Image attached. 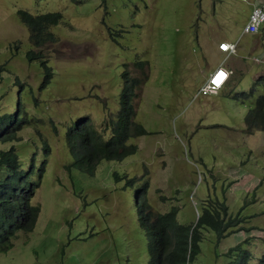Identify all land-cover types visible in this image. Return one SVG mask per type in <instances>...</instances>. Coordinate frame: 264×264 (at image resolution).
<instances>
[{"label":"rangeland","instance_id":"rangeland-1","mask_svg":"<svg viewBox=\"0 0 264 264\" xmlns=\"http://www.w3.org/2000/svg\"><path fill=\"white\" fill-rule=\"evenodd\" d=\"M261 1L0 0V114L17 106L25 119L15 138L0 135V149L13 146L20 168L31 165L29 180L38 182L33 228L16 232L0 264H147L133 198L144 180L152 209L174 205L178 222H193L205 197L244 217L240 229L220 238L201 228L193 264H232L240 250L228 249L237 243L250 252L247 264H257L264 251V129L247 131L244 122L263 87L241 91L264 71V24L254 34L241 29ZM18 8L61 14L50 26L56 40L42 48L51 70L42 87L39 60L25 57L33 47ZM210 29L230 41L239 37L225 61L237 59L241 71L217 93L196 96L206 68L223 57L205 52ZM138 59L141 68L133 65ZM124 68L145 75L133 105L146 132L127 139L136 145L132 153L99 159L85 173L70 165L65 131L86 116L109 135ZM6 174L1 166L0 179Z\"/></svg>","mask_w":264,"mask_h":264},{"label":"trees","instance_id":"trees-1","mask_svg":"<svg viewBox=\"0 0 264 264\" xmlns=\"http://www.w3.org/2000/svg\"><path fill=\"white\" fill-rule=\"evenodd\" d=\"M15 14L26 27L28 41L33 47L25 51L26 59L29 61L38 59L43 68V77L39 84V87H42L51 76L42 48L56 40L50 26L59 21L61 14L58 11L30 13L22 8L15 10ZM133 64L141 68L144 61L138 59ZM120 76L118 107L114 119L109 120V135L104 138L100 131L89 124L86 116L76 120L65 131V142L71 157L70 165L85 173H92L99 159H121L132 153L136 146L128 143L127 139L146 132L141 123L134 120L133 105L135 89L144 77L130 76L126 68L122 70ZM253 84L249 90L241 91L248 96L252 95L253 87L257 84L263 87V92L256 97L254 106L250 107L245 115L244 125L247 131L254 128L264 129V75L258 74ZM24 122L25 119L19 116L17 107L14 112L0 114V135L4 134L3 138L15 136V130ZM42 148L47 151L49 146L44 143ZM2 165L7 168L8 174L0 180V251L9 247L10 239L18 230L30 231L38 214V206L31 201L38 182L29 181L28 171L18 169L11 148L0 151V166ZM42 171L43 163L38 168L37 178L42 175ZM115 177L117 178L116 175ZM146 186L145 182L134 191V201L137 221L144 231L147 264H193L199 252L201 228L208 227L220 232L221 235L226 227L234 226L240 221L237 215L227 214L223 202H217L211 209L203 206L190 228L191 223L177 222L175 207H170L164 212L153 211L145 198ZM237 247V245L230 247L228 253H232ZM248 258L249 252L241 250L236 253L232 264H247ZM258 262L264 264V253L258 258Z\"/></svg>","mask_w":264,"mask_h":264},{"label":"clouds","instance_id":"clouds-1","mask_svg":"<svg viewBox=\"0 0 264 264\" xmlns=\"http://www.w3.org/2000/svg\"><path fill=\"white\" fill-rule=\"evenodd\" d=\"M256 6H261L262 7V9H263V11H264V0H262L261 1V4H254L252 7H251V9H250V12H251V10L254 8V7H256ZM250 12L248 13V16H247V18H246V21L244 22V24H243V26H242V29H241V33H249V34H254V33H256V32H258L259 31V29L261 28V26L264 24V20L263 21H261V22H259L258 23V25H257V28L254 30V31H251V32H246V31H244L243 30V27H244V25H245V23L247 22V20H248V17H249V14H250ZM238 39H239V37H237L236 38V40L235 41H229V40H221V41H219L218 43H217V47H218V49L220 50V51H223V54H224V58H226V57H229V56H231V55H233V54H235L236 53V46H237V41H238ZM222 41H225V42H227V43H230V44H232L233 46H234V50L232 51V52H227L226 50H222L221 49V47L219 46V43L220 42H222ZM136 61V60H135ZM143 61V60H142ZM134 63V62H133ZM145 63V62H144ZM221 66H222V64L221 63H219ZM219 64H216L214 67H216L217 65H219ZM126 65V64H125ZM134 65V64H133ZM135 66V65H134ZM136 67V66H135ZM213 67V68H214ZM223 67V66H222ZM212 68V69H213ZM212 69L208 72V74L206 75V77L200 82V84H199V86L197 87V89H196V92H195V95L197 96V95H208V94H215V93H217V91L219 90V88L221 87V85L227 80V78L225 79V81L223 82V83H221V84H219L216 88H215V90L214 91H212V92H208V93H201L200 92V87L202 86V84L207 80V78H208V75H209V73L212 71ZM227 71H228V73H227V77H228V75L231 73V71H229L228 69H226ZM128 71V70H127ZM122 72V71H121ZM120 72V73H121ZM128 74H129V72H128ZM259 74V73H258ZM262 74L264 75V71L262 72ZM130 75V74H129ZM130 76H135V75H130ZM257 76V75H256ZM255 76V77H256ZM138 77V76H137ZM141 77V76H140ZM142 77H145V75L144 76H142ZM254 77V78H255ZM144 79V78H143ZM143 81V80H142ZM254 82V81H253ZM141 83V82H140ZM139 83V84H140ZM139 84L137 85V88L135 89V91H136V94H137V89H138V86H139ZM120 87H121V85H120ZM119 91H120V89H119ZM119 94V93H118ZM137 96V95H136ZM17 105V104H16ZM17 107V106H16ZM16 110V109H15ZM12 112H14V111H12ZM142 125V124H141ZM15 136H16V133H15ZM15 136H13V137H11V138H15ZM135 136H137V135H135ZM131 137V136H130ZM128 143H130V142H128ZM132 144H134V143H132ZM48 145V144H47ZM135 145V144H134ZM42 146H43V144H42ZM49 146V145H48ZM136 146V145H135ZM12 149V151H13V153L15 154V157H16V161H17V164H18V169L19 170H22V171H28V180H29V175H30V173H32V166L30 165L27 169H21L20 168V166H19V162H18V158H17V155H16V152H15V150H14V147L13 146H10V147H8V148H6V149H0V151H2V150H7V149ZM43 149V148H42ZM136 149V148H135ZM44 151V150H43ZM70 161H71V159H70ZM98 162V161H97ZM43 163V168H44V161L42 162ZM3 166V165H2ZM1 167V166H0ZM5 169H6V171H7V168L5 167V166H3ZM7 174H8V171H7ZM6 174V175H7ZM116 174H114V176H115ZM117 176V175H116ZM6 177V176H5ZM4 177V178H5ZM117 178H118V176H117ZM3 179V178H2ZM1 180V179H0ZM30 181V180H29ZM131 181V179H128L127 180V182L129 183ZM32 182V181H31ZM147 183V181L146 180H144V182L139 186V187H137L134 191H136L137 189H139L144 183ZM146 190V189H145ZM133 198H134V192H133ZM206 198V201H203L202 199H201V201L203 202V204H207V206L206 207H208L209 209H211L214 205H212V204H210V198H207V197H205ZM147 201V200H146ZM217 202H219V201H216V203ZM134 204H135V201H134ZM149 204V203H148ZM150 205V204H149ZM216 205V204H215ZM225 205V204H224ZM204 205H202V207H203ZM151 207V206H150ZM170 207H175L176 208V212H177V207L176 206H174V205H171ZM169 207V208H170ZM168 208V209H169ZM151 209H152V207H151ZM167 209V210H168ZM153 210V209H152ZM201 210H202V208H201ZM153 211H156V210H153ZM164 211H166V210H164ZM164 211H162V212H164ZM156 212H159V211H156ZM176 212H175V218H176ZM201 213V212H200ZM199 213V214H200ZM199 214H197L196 215V217H195V220L193 221V222H190L192 225L190 226V228L193 226V224H194V222L196 221V218H197V216L199 215ZM136 215H137V213H136ZM235 215H237L239 218H240V221L236 224V225H231V226H228V227H226L225 228V230L221 233V235H219L220 234V232H216V234H217V238H220V237H222L223 235H225L227 232H229V231H231V230H235V229H240V227H242V226H240V222L241 221H243L244 220V217H242V216H239V212H237ZM177 220V219H176ZM138 222V221H137ZM178 222V221H177ZM179 223H184V222H179ZM187 224V223H186ZM139 225V224H138ZM140 227V226H139ZM141 228V227H140ZM143 231V230H142ZM143 233H144V231H143ZM247 239H248V237H245V238H243V241H247ZM235 245H237L238 247V249L241 251H246V252H249V250L247 249V248H245V247H241L240 246V244L239 243H237V244H235ZM263 253H264V251H262V252H260L259 253V255L257 256V258H256V260H257V264H261V263H259L258 262V258H261L262 257V255H263ZM249 257H250V252H249ZM249 259V258H248ZM247 262H248V260H247Z\"/></svg>","mask_w":264,"mask_h":264},{"label":"built area","instance_id":"built-area-1","mask_svg":"<svg viewBox=\"0 0 264 264\" xmlns=\"http://www.w3.org/2000/svg\"><path fill=\"white\" fill-rule=\"evenodd\" d=\"M264 20V11L261 6L254 7L245 23L243 30L246 32L254 31L257 28L259 22ZM222 50H226L228 53L234 50V46L230 43L222 41L219 43ZM228 71L220 64L212 69L209 73L207 80L200 87L201 93H208L215 90V88L223 83L227 78ZM219 81V82H217Z\"/></svg>","mask_w":264,"mask_h":264},{"label":"crops","instance_id":"crops-1","mask_svg":"<svg viewBox=\"0 0 264 264\" xmlns=\"http://www.w3.org/2000/svg\"><path fill=\"white\" fill-rule=\"evenodd\" d=\"M221 40H228L227 38L221 36L216 30L214 29H210L204 36V41H205V52L208 54V53H213V52H222L223 51H220L217 47V43ZM230 41V40H229ZM201 44V42H200ZM202 45V44H201ZM227 59L224 58V54H223V57L220 61H217L216 64H219L221 63L222 66L225 68V69H228L229 71H231V73L228 75L227 77V80L221 85V87L223 85H226L229 83V80L230 78L232 77L233 75V72H240L241 71V66H240V62L237 60V59H233L232 61H225ZM215 64V65H216ZM213 68V65L210 64L207 68H206V71L204 72L203 74V78L202 80L206 77V75L208 74V72ZM201 80V81H202ZM220 87V88H221ZM219 88V89H220Z\"/></svg>","mask_w":264,"mask_h":264},{"label":"snow or ice","instance_id":"snow-or-ice-1","mask_svg":"<svg viewBox=\"0 0 264 264\" xmlns=\"http://www.w3.org/2000/svg\"><path fill=\"white\" fill-rule=\"evenodd\" d=\"M217 82H219V81H217Z\"/></svg>","mask_w":264,"mask_h":264}]
</instances>
